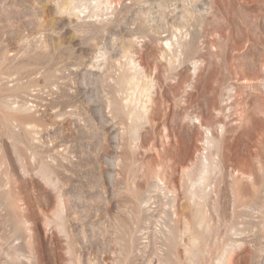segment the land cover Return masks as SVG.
I'll return each instance as SVG.
<instances>
[{
  "label": "rangeland",
  "instance_id": "374dc122",
  "mask_svg": "<svg viewBox=\"0 0 264 264\" xmlns=\"http://www.w3.org/2000/svg\"><path fill=\"white\" fill-rule=\"evenodd\" d=\"M0 264H264V0H0Z\"/></svg>",
  "mask_w": 264,
  "mask_h": 264
}]
</instances>
